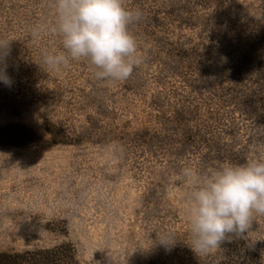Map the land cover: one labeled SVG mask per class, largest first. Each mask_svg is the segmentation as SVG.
<instances>
[{
	"label": "rangeland",
	"instance_id": "374dc122",
	"mask_svg": "<svg viewBox=\"0 0 264 264\" xmlns=\"http://www.w3.org/2000/svg\"><path fill=\"white\" fill-rule=\"evenodd\" d=\"M141 63L98 80L85 59L56 70L53 0H0L11 86L0 82V254L60 248L43 264H222L191 249L186 167L264 153V0H124ZM13 136V137H14ZM20 145V146H19ZM237 244L241 237L234 236ZM161 238L175 242L160 244ZM243 243L264 264V215ZM33 256L27 257L29 260Z\"/></svg>",
	"mask_w": 264,
	"mask_h": 264
},
{
	"label": "clouds",
	"instance_id": "9594fccd",
	"mask_svg": "<svg viewBox=\"0 0 264 264\" xmlns=\"http://www.w3.org/2000/svg\"><path fill=\"white\" fill-rule=\"evenodd\" d=\"M54 22L33 26L32 36L54 33L63 51L46 52L42 64L53 70L70 61L87 60L98 80H127L141 61L138 44L129 26L142 13L131 10L124 0H53ZM9 42L0 40V82L11 86L6 57ZM243 164L223 162L207 172L186 167L182 177L190 185L187 215L191 225V249L207 254L230 236L245 237L256 215H264V153ZM160 244L173 245L161 238Z\"/></svg>",
	"mask_w": 264,
	"mask_h": 264
},
{
	"label": "trees",
	"instance_id": "16d2710c",
	"mask_svg": "<svg viewBox=\"0 0 264 264\" xmlns=\"http://www.w3.org/2000/svg\"><path fill=\"white\" fill-rule=\"evenodd\" d=\"M10 129H4L0 133V139H12L16 138L17 134H11ZM14 136V137H13ZM0 145H13L16 144L10 142H0ZM20 146V145H19ZM242 244H237V240L234 236L230 235L219 247L222 254V264H260L256 255L249 249L247 244L243 243L242 238L239 239ZM61 249L56 248L51 251L40 252L38 254H0V264H43L44 261L62 262ZM33 256L27 260V257ZM73 264H77L75 255L72 253L68 256Z\"/></svg>",
	"mask_w": 264,
	"mask_h": 264
}]
</instances>
